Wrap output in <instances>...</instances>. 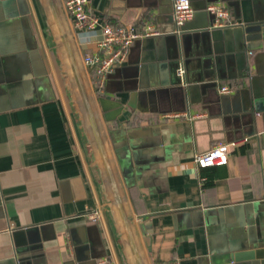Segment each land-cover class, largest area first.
<instances>
[{
  "label": "crops",
  "instance_id": "0c3cea01",
  "mask_svg": "<svg viewBox=\"0 0 264 264\" xmlns=\"http://www.w3.org/2000/svg\"><path fill=\"white\" fill-rule=\"evenodd\" d=\"M61 1L142 263L261 264L264 251L228 253L240 240L264 250V0H189L178 34L171 0H88L101 23L160 31L135 39L100 86L82 60L98 26L75 29ZM210 2L234 21L223 29H255L247 48L210 27ZM60 50L45 0H0V264H132ZM217 141L235 142L228 161L198 167Z\"/></svg>",
  "mask_w": 264,
  "mask_h": 264
},
{
  "label": "built area",
  "instance_id": "2783aa9c",
  "mask_svg": "<svg viewBox=\"0 0 264 264\" xmlns=\"http://www.w3.org/2000/svg\"><path fill=\"white\" fill-rule=\"evenodd\" d=\"M88 0H62V10L66 14L72 26L77 30L93 31L98 26L100 37L96 41L98 51L83 56L85 64L90 65L95 73L97 86L102 85L105 77L110 73L117 62L125 59L129 46L139 37H148L160 34L157 28L150 24H145L140 30L133 24L101 23L98 16L90 13L87 8ZM204 10L211 16L210 27H226L234 24L228 19V11L219 2L207 3ZM193 8L189 0H171V20L173 33H180L181 25L192 18ZM176 74L182 76L183 68L178 65ZM228 85H221L219 91L227 93L231 91ZM234 141H217L211 144L205 151L195 153L193 161L198 167L224 164L229 159V148L234 145ZM264 199V197H263ZM95 212L91 213V218L95 219ZM95 264H112L107 258H99ZM155 264H179L177 260L161 261Z\"/></svg>",
  "mask_w": 264,
  "mask_h": 264
},
{
  "label": "water",
  "instance_id": "95a60500",
  "mask_svg": "<svg viewBox=\"0 0 264 264\" xmlns=\"http://www.w3.org/2000/svg\"><path fill=\"white\" fill-rule=\"evenodd\" d=\"M190 2V1H189ZM52 24L54 26L57 39L59 41V44L61 46L67 67L69 69V73L73 82V85L75 87L77 97L82 109V112L84 114L95 150L97 152V156L99 158L101 168L111 195V199L114 205V209L116 211L121 230L123 232L129 254L131 257L132 264H143L142 260L140 258L132 231L130 227V219L128 218L123 204L122 200L119 194V190L111 169V165L109 162V159L107 157V153L105 150V146L103 144V140L99 131V127L91 106V102L89 99V96L87 94L86 88L84 86L77 61L74 56V52L71 46V42L69 40L58 4L57 0H45ZM191 5V4H190ZM192 7V6H191ZM204 10V9H203ZM185 23V22H184ZM184 23L181 25V31L183 28ZM255 29L251 27H234V28H224L220 29V32L222 35L229 34L232 37L241 36V42L243 47H248L247 45V40L250 39L246 35L247 33L254 32ZM182 81H183V76H179ZM252 242V241H251ZM247 242L244 240H240L236 244H233L234 248L230 249V252L228 253V257L232 261H240L241 259H246V258H252L254 256H260L262 252L264 251L262 248H247L246 247ZM240 248H245V249H240ZM245 250V251H241ZM20 264V263H19ZM261 264H264V259L261 260Z\"/></svg>",
  "mask_w": 264,
  "mask_h": 264
},
{
  "label": "rangeland",
  "instance_id": "374dc122",
  "mask_svg": "<svg viewBox=\"0 0 264 264\" xmlns=\"http://www.w3.org/2000/svg\"><path fill=\"white\" fill-rule=\"evenodd\" d=\"M61 47V46H60ZM60 54H62L63 55V52L60 50ZM61 59H62V61H63V63H66L65 62V59H64V55H63V57L61 56ZM66 77V76H65ZM71 81V78H70V76H69V74H68V77H66V80L65 81ZM70 84V83H69ZM70 88L72 89L73 87H72V84H70ZM76 98V97H75Z\"/></svg>",
  "mask_w": 264,
  "mask_h": 264
}]
</instances>
